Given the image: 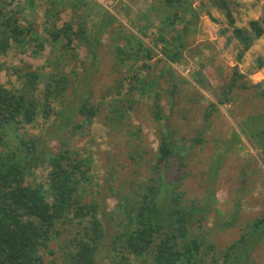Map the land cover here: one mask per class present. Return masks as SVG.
<instances>
[{
	"label": "rangeland",
	"instance_id": "374dc122",
	"mask_svg": "<svg viewBox=\"0 0 264 264\" xmlns=\"http://www.w3.org/2000/svg\"><path fill=\"white\" fill-rule=\"evenodd\" d=\"M29 1L0 0L7 11L21 10L20 24L23 27L32 24L33 33L32 40L21 47L12 42L1 57L4 68L0 72V84L8 89L20 85L14 70L24 71L26 66L46 75L50 71L48 59L63 50L74 55L65 61L68 64L65 73L76 72L77 77L73 75L64 99L53 102L51 120L42 126L41 121L27 126L28 133L39 136L53 151L66 142L71 152L87 159L91 188L98 192L94 198L110 213L117 200L102 186L112 173L117 174V185L155 177L151 165L158 147L159 123L153 113L158 104L163 115L169 117L164 124H170L176 138L187 149L185 164L181 168L173 167L177 171L171 170L181 177L179 191L185 193L182 203L188 206L190 201L206 200L209 209L205 210L207 218L201 223L199 236L215 245V253L238 240L246 225L264 210V66L258 68L260 61H264V34L244 51L231 36L225 7L213 6L218 0H188L197 11L196 17L190 19L183 32L181 61L170 68L161 53L163 45L156 40L159 20L155 15L161 9L159 4H154L156 0ZM223 3L240 29H248L249 22L259 19L264 10V0ZM179 16L182 25L190 17L182 12ZM108 17H114L115 21L103 24ZM143 17L149 22L152 18L154 23L141 35L146 23L140 19ZM66 23L73 24V29L79 25L77 30L81 26L89 30V36L96 41V58L86 55V49L77 41L67 44L64 37L52 39L49 31ZM132 35L142 39L147 47L156 45L151 59L142 52H138L137 61L121 56L116 47L124 48L129 55L137 51L138 45H130L127 40ZM232 79L235 85L224 96ZM132 84L135 90L128 92ZM42 91L41 85L39 97ZM81 94H89L100 112L89 128L72 133V126L82 120L75 110ZM118 97L127 99L122 104L124 108L128 101H133L124 128L109 125L106 118V103ZM219 101L224 103L217 105ZM210 103H215L217 108L205 118ZM134 151L137 156L130 160L129 154ZM90 199L88 194L87 200ZM105 219L106 237L99 246L96 261L116 264L109 252L116 222ZM229 221H233L232 225L226 227ZM67 229L50 242L52 254L44 249L45 264L63 261L62 245L77 230ZM248 253L250 264H264V236Z\"/></svg>",
	"mask_w": 264,
	"mask_h": 264
},
{
	"label": "trees",
	"instance_id": "16d2710c",
	"mask_svg": "<svg viewBox=\"0 0 264 264\" xmlns=\"http://www.w3.org/2000/svg\"><path fill=\"white\" fill-rule=\"evenodd\" d=\"M223 2L225 0L215 1L213 6L225 7L231 36L247 51L254 40L264 34V10L259 19L249 22L248 29H240ZM154 4L161 7L155 15L159 20L156 40L162 43V56L171 68V64L182 59L183 32L197 11L188 0H158V3L156 0ZM20 12L7 11L3 3L0 4V59L12 42L21 47L32 40V24L23 27L18 18ZM181 12L190 16L184 25L179 16ZM108 18L104 24L115 21L114 17ZM140 19L146 21L140 31L142 35L154 22L152 18L150 22L144 17ZM72 26L66 23L59 29H51L49 34L54 41L64 37L67 44L74 41L83 44L86 55L96 58V41L89 36V30L82 26L77 30L79 25L73 30ZM127 40L130 45H138V49L129 55L124 48L116 47L121 56L137 61L140 59L138 52H142L151 59L156 45L147 47L142 39L133 35ZM72 56L67 55L66 50L54 54L48 59L50 71L46 75L29 66L24 71L15 69L20 85L12 89L0 84V264H45L44 249L49 250L50 242L69 227L77 230L62 245L63 261L59 264H97L96 254L106 237L105 217L116 222V230L109 242L111 260L116 264H250L248 249L264 236V210L246 225L238 240L215 253V245L199 236L203 229L201 223L207 218L205 210L209 211L206 200L190 201L188 206L182 203L185 193L179 191L181 177L172 174L171 170L177 171L176 168L185 164L187 149L176 138L170 124H164L169 117L163 115L158 104L153 113L159 123L158 147L151 165L155 177L149 181H123L117 185V174L112 173L102 186L117 200L110 213H106L94 198L98 192L91 188L87 159L71 152L66 142L53 151L39 136L28 133L27 126L38 121L42 126L51 120L53 102L64 99L73 75L77 77L76 72L64 71L68 66L65 61ZM123 60L121 57L120 61ZM263 66L264 61H260L258 68ZM3 68L0 62V72ZM41 85L43 91L39 97ZM234 85L235 79H232L224 96ZM133 90L134 84L128 92ZM90 98L89 94L80 95L75 110L82 120L72 126V133L89 128L99 114L100 108ZM125 99L118 97L106 103L109 125L127 126L124 122L133 101H128L124 108ZM223 103L219 101L217 105ZM217 105L209 104L205 118ZM134 156H137L135 151L129 154V159L134 160ZM175 166L179 167L173 168ZM88 194L90 200H87ZM232 222H227L226 227ZM47 252L52 254L53 250Z\"/></svg>",
	"mask_w": 264,
	"mask_h": 264
},
{
	"label": "crops",
	"instance_id": "0c3cea01",
	"mask_svg": "<svg viewBox=\"0 0 264 264\" xmlns=\"http://www.w3.org/2000/svg\"><path fill=\"white\" fill-rule=\"evenodd\" d=\"M88 21H89V20H88ZM97 21H98V19H97ZM105 22H106V21H103V24H104ZM72 25H73V24H72ZM96 25H97V24H96ZM96 25H95V26H96ZM72 27H73V26H72ZM59 28H61V27L58 26L57 29H59ZM72 29H73V28H72ZM73 30H74V29H73ZM76 43H79V42H76ZM79 44H80V43H79ZM81 45L83 46V44H81ZM83 47H84V46H83ZM84 48H85V47H84Z\"/></svg>",
	"mask_w": 264,
	"mask_h": 264
},
{
	"label": "built area",
	"instance_id": "2783aa9c",
	"mask_svg": "<svg viewBox=\"0 0 264 264\" xmlns=\"http://www.w3.org/2000/svg\"><path fill=\"white\" fill-rule=\"evenodd\" d=\"M97 1H99V0H97Z\"/></svg>",
	"mask_w": 264,
	"mask_h": 264
}]
</instances>
